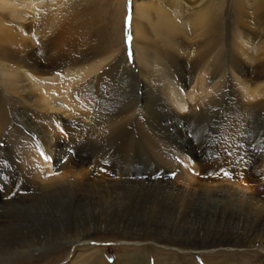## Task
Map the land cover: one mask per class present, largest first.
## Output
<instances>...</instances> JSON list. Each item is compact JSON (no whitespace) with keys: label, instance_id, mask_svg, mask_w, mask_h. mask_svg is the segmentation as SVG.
I'll list each match as a JSON object with an SVG mask.
<instances>
[{"label":"bare ground","instance_id":"1","mask_svg":"<svg viewBox=\"0 0 264 264\" xmlns=\"http://www.w3.org/2000/svg\"><path fill=\"white\" fill-rule=\"evenodd\" d=\"M18 1L31 10L37 3L0 0V9ZM169 1L187 14L195 10V20L178 21L163 0L137 2L131 48L123 9L122 22L114 16L91 32L64 23L44 39L35 38L36 23H21L26 8L12 10L13 23L0 21V226L15 239L31 238L1 248L4 264L52 239L81 241L56 237L70 195L95 204L106 220L101 229L136 247L172 246L186 252L185 264H264V53L253 62L249 52L261 31L240 21L225 32L224 2ZM93 3L100 8V0ZM243 12L264 26V0H255L252 18ZM95 31L100 48L91 45ZM85 90L100 99L87 113ZM131 96L139 101L111 109ZM57 98L69 116L63 125L51 113ZM52 161L51 172L45 163ZM180 163L185 170L177 174ZM84 164L92 166L85 171ZM72 170L79 176L68 179ZM255 255L254 263L245 261ZM157 257L155 264H168ZM92 258L108 264L101 254ZM122 258L120 264H151L140 252Z\"/></svg>","mask_w":264,"mask_h":264},{"label":"rangeland","instance_id":"2","mask_svg":"<svg viewBox=\"0 0 264 264\" xmlns=\"http://www.w3.org/2000/svg\"><path fill=\"white\" fill-rule=\"evenodd\" d=\"M35 1L37 3L34 5L33 10L27 9L25 6V3H23L22 1L13 3L11 5L10 10L0 9V21L1 22L7 21V23H13L15 20L14 18H16L15 15H18V14L14 13L12 10L14 8H20L21 10H22V7L26 8L25 9L26 12L24 13L22 12L23 14L21 13V15L24 16L22 20L20 19L21 23L26 22L27 25L28 23H31L32 21L36 23L37 30H35L34 32H36L37 36L35 38L39 39L40 37L41 39H44L47 34L52 35L53 32L56 31L58 26L64 23L73 22V23H76V25L84 26L85 31L91 32L94 29L97 30V28L100 27L101 25H107V23L109 24L110 18H113L114 16L118 18V21L122 22L121 12L123 9V11L126 10V14L124 17L125 34H126L125 41L128 47L131 48V45L134 41V28L132 26V20L134 18V15L137 19L139 18L138 15L136 16V13H135L136 9L138 12V6L135 8V4H137V2H141L142 0H126L125 4L123 0H100L101 6L99 9L95 7L93 3L94 0H31L30 5H32ZM121 2H122V5H120L119 7L118 3H121ZM220 2H222V4L224 2V6L222 8V17H223L222 19H223V23L225 24L224 25L225 32L231 31L230 24L237 25L238 23H240V21H241V24L244 21L252 22V23H248L249 25H247V28L251 27L249 30H251L252 32L254 31L256 34L261 31L259 35L256 37V39L253 38V42H252L253 44H251L252 46L249 49V52L251 53V59L253 58L252 61L253 62L256 61L260 52L263 51L264 53V26L260 28L257 25V23L253 22V20H250V19L247 20V18L245 17L242 18L243 15L239 14V11L242 10L243 8L244 9L243 13L248 14V17L251 16L250 18H252L253 17L252 11H253V7L255 4V0H244L241 4L236 2V0H223V1L222 0H205L203 3L215 5V3H220ZM163 4L169 9L173 10V12H176L177 14L176 18L178 19V21L186 22V24L189 25L196 18L195 12H194L195 10H192L191 13L187 14L185 7L183 6L179 7L169 0H163ZM243 5H246V6L244 7ZM201 6H204V5H201ZM10 13H12L13 16ZM263 24L264 23H262V25ZM15 25H17V23H15ZM127 28L129 30L128 32L126 30ZM75 31L79 32V30H77L76 28H75ZM99 34H100L99 32L95 31L93 35L89 36V38H91L92 41H95L94 43L92 42V44L91 43L89 44L91 45L96 44L99 48L100 46L101 47L104 46L105 45L104 42H102V44L96 43L98 41L100 42V40L102 39V37L100 38ZM225 38L229 40L231 39V38H228V36H226ZM189 43H192V42L189 41ZM39 44H41L40 41H38V44L35 43V45L37 46ZM96 45H94V47H96ZM39 53L40 51H38V54ZM133 53L132 55H134ZM0 88L2 89V91H4L3 84L1 82H0ZM101 89H105V86H102ZM91 94L92 92L90 93L89 91H86V90L83 91V97H85V99L88 100V107L86 105L81 106V108L85 110L84 113L89 112V110L91 109L94 110L95 108H98L100 106V99L98 100L97 98L91 96ZM4 95L7 99H9V95L7 93H4ZM80 96H81V93H80ZM76 100L82 103L80 98L78 99L76 98ZM138 101H139L138 99H135L133 96H131L130 98L124 101H119L118 103L111 105V109H115L114 111L118 112L120 110L126 109L130 105L137 103ZM52 102L53 103H51L52 104L51 106H55V108L51 109L53 118L54 119L58 118L59 122L62 121L61 123L63 125L64 118L69 117L68 113L67 114L63 113V110L66 111V107L63 106L61 100H59L58 98ZM8 103L9 104L7 105V107H8L9 112L15 113V109L17 106L11 103L10 100ZM178 112L181 114V116H183L182 110L180 111L178 110ZM84 113H82V115L85 116ZM91 115H92V112H91ZM61 116L63 117V119ZM74 118H72L71 120H73ZM61 130H63V128ZM62 140L65 143H68V140L63 139V138ZM53 163H54L53 161L49 162V164L45 163L46 164L45 166L50 167L51 172L52 170H55L56 168ZM69 166L71 167L72 165L69 164ZM90 166H92V164L91 165L84 164L82 170L87 171ZM184 166H186V164L184 165V163L183 164L180 163L179 170L177 169V171L175 172L177 174H181L183 169L185 170ZM76 168L78 169L79 167H76ZM63 169L65 171L66 167H63ZM63 169H60V170H63ZM166 170L167 169H165V171ZM79 172L80 171H73L72 173L73 175L68 176V179L77 178L79 176L78 175ZM175 172L173 171L174 173L173 176H175L176 174ZM103 173L104 174L102 175V177L108 178L107 173L105 172ZM171 175H172V170H171ZM171 175L169 177H172ZM44 178L43 179L46 182V177ZM172 178L174 179L175 177H172ZM60 210L63 213V216L62 215L61 216L63 217L62 222L64 224L61 228V233L58 234L56 237L61 238V240L65 239V241H71V239L74 241V238L76 237L75 239L81 238V241H78L76 243H74L75 242L74 241L71 244L61 242V244H59L58 242H55L56 241L55 239H52L50 244H46L42 247H39L40 249H38L36 246L34 247L31 246L34 249L33 250L32 248H30V250L31 249L33 250V251L31 250L32 253L27 256H23L22 258L24 259L18 260V262H16L15 264H93V258H92L93 253H97L99 255L101 254L102 258H104V261L107 262L108 264H120L121 259H123L122 257L124 254L126 253L132 254V252L134 251L137 253L140 252V253L145 254L148 259V262H150L151 264H155L156 259H161L160 257H157L158 254L164 257V259L167 260V262L169 261L168 264H172V263L185 264L186 263L185 261L187 260V256L185 254L186 252L179 254V252L172 250V246L163 245L164 246L163 247L159 242H156V243H150V244L145 243L141 247L139 246L136 247L132 244L133 240H131L130 238L123 237L119 235L117 232H111L110 229L107 228L106 226H105L106 229H101L100 227L101 222L104 221V223H106V220L105 219L102 220V218L100 217V213L98 214V216H96L95 204H91L90 201L89 202L79 201L77 197L70 195L68 197H65L64 202L62 206L60 207ZM84 233H87V234L82 236V234ZM25 235H26V238L31 239L27 234ZM62 235L64 236L62 237ZM3 236H7V237H3ZM18 237H21V236H18ZM12 238L13 237L11 236L8 230L1 228L0 229V241H1L0 249L3 247L13 246L16 243L23 241L24 239L26 240V238L24 237H21L23 238L21 240H18L15 238L12 239ZM162 248L166 250H162L159 252V249H162ZM137 249L140 251H138ZM5 256H9V255L5 254ZM11 256L12 257H8V258H11L10 259L11 261L16 259V255L14 256L11 255ZM246 259L254 263L258 259V256L257 255L251 256V258H246L245 256V261ZM197 261L200 264L202 263V260L200 258H198ZM3 262H7V261L0 259V264H4Z\"/></svg>","mask_w":264,"mask_h":264},{"label":"water","instance_id":"3","mask_svg":"<svg viewBox=\"0 0 264 264\" xmlns=\"http://www.w3.org/2000/svg\"><path fill=\"white\" fill-rule=\"evenodd\" d=\"M126 30H127V32L129 31L128 28Z\"/></svg>","mask_w":264,"mask_h":264}]
</instances>
